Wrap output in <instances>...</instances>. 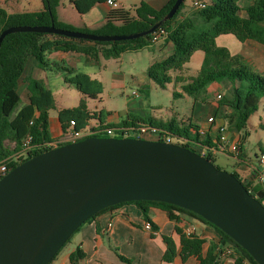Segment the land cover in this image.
Listing matches in <instances>:
<instances>
[{
	"label": "trees",
	"instance_id": "16d2710c",
	"mask_svg": "<svg viewBox=\"0 0 264 264\" xmlns=\"http://www.w3.org/2000/svg\"><path fill=\"white\" fill-rule=\"evenodd\" d=\"M105 1L107 0H72L71 2L80 13H85L96 4ZM175 1L169 0L162 8H155L143 1L133 8L134 13L124 7L112 8L106 17L104 26L94 31L86 28L77 29L60 22L57 17V7L60 0H42L43 8L36 11H9L0 6V33L11 26L51 25L52 22L57 27L96 34L136 33L147 30L162 20ZM193 1L184 0L176 14L164 21L155 32L130 40L91 41L34 31L8 34L0 48V163L21 150L22 139L27 134L33 136V144L38 147L30 151L28 156L23 157L20 161H11L9 163L11 169L39 153L66 144L46 145L53 141L49 131V113L51 109L56 107V100L45 79L28 78L30 90L28 102L20 106L22 95L19 92V83L31 58L43 70L63 71L66 74V83L75 85L83 95L77 106L64 107L58 110V117L65 133L72 130H85L93 121H97L96 130L112 128L117 129L114 134L116 137H138L137 135L132 136V133L136 134L134 130L118 129L137 127L142 123H148L189 141L212 145V138H207V135L203 136L199 126L192 122L178 123L176 119H172L169 122L156 124L152 120L146 121L135 118L131 124L128 121H124L120 125L108 123L109 112L107 110L99 107L91 109L87 104V98L95 99L98 102L102 101V82L92 78L87 73L79 72L64 63L51 61L48 58L49 53L60 51L84 54L94 62H100L102 59H117L126 51L139 50L153 44L154 34L161 29L165 30L166 35L173 42L174 51L166 58L149 66L147 71L149 78L160 87L166 88L167 84L173 80L171 73L183 70L195 52L203 51L210 57V60L209 62L206 60L207 63L205 62L197 74L188 80L184 85L185 91L199 98V95L204 93L212 82L228 79L233 83V96L224 98L221 95L220 104L221 106L229 105L233 108V112L226 115L230 123L234 121L236 116H239L242 123L246 125L251 115L258 109L261 98L264 96V75L251 70L241 54H233L228 47L218 45L217 38L221 34H234L241 41L253 39L264 44V0H253L248 5L244 4L245 0H203L206 2V7L196 9V14L190 17L186 15V9L191 6L190 2H192L191 7L195 10ZM137 121L142 122L137 123ZM191 130L195 131V137L191 136ZM95 136L111 135L107 132H101ZM202 139H206V141H202ZM7 142L14 143L15 146L11 147L10 143ZM179 144L193 149L190 142L185 141ZM206 156L217 165V156L211 153L206 154ZM217 167L221 168L218 165ZM232 173L243 181L253 196L264 203V188L261 184L247 182L237 172L233 171ZM126 203H134L141 209L143 218L152 223L154 232L157 231L158 226L150 216L152 206L165 210L173 221H177L183 213L193 215L211 225L221 236L220 242H211L208 254L204 257L203 245L206 239L196 233H187L176 223L177 239L170 235H163L166 243V250L162 257L163 262L171 263L177 256H180L183 261H187L189 257L195 256L200 260V264H227L223 257L230 250L228 256L235 259V264H259L245 248L222 229L191 210L171 203L153 200L122 202L108 208ZM154 232L152 235L155 234ZM118 254L121 259L131 262L127 257ZM85 256L86 253L83 249L78 247L71 253L70 260L72 264H77Z\"/></svg>",
	"mask_w": 264,
	"mask_h": 264
},
{
	"label": "water",
	"instance_id": "95a60500",
	"mask_svg": "<svg viewBox=\"0 0 264 264\" xmlns=\"http://www.w3.org/2000/svg\"><path fill=\"white\" fill-rule=\"evenodd\" d=\"M162 20L130 34H96L51 25H17L91 41L130 40L155 32ZM137 200L171 203L222 229L264 264V203L243 181L206 155L179 143L145 137L89 136L22 162L0 178V264H49L72 235L110 206Z\"/></svg>",
	"mask_w": 264,
	"mask_h": 264
},
{
	"label": "crops",
	"instance_id": "0c3cea01",
	"mask_svg": "<svg viewBox=\"0 0 264 264\" xmlns=\"http://www.w3.org/2000/svg\"><path fill=\"white\" fill-rule=\"evenodd\" d=\"M116 1L118 3V7L130 9L132 13H134L133 8L143 1L148 2L151 6L155 8H162L169 0ZM252 1L253 0H245L244 4L248 5L252 3ZM70 3L75 9L72 2ZM123 3H126V6H124ZM190 3L192 6V2ZM191 6L186 9V15L190 17L194 16L197 12L196 9L194 10ZM42 8L43 2L39 9ZM112 8L115 7L109 5L107 1L96 4L94 7H92L89 11L85 13H80L78 10L76 11V13H73L72 11L60 12L58 8L57 17L60 22L69 24L77 29L86 28L94 31L104 26L106 22V17ZM17 11H26V9ZM217 43L220 46L228 47L233 54H241L244 58L246 65L251 70L260 72L264 75V44L253 39L241 41L234 34H221L217 38ZM173 51L174 44L168 37V35L165 34L160 36L158 41L154 42L153 44H150L139 50L126 51L122 54L120 58L117 59L125 58L126 56H131L128 54L132 53L135 55L132 58H137L139 61L148 63L147 65H144L145 69H147V73L148 68L151 64L166 58L167 56L172 54ZM142 53L144 55H140ZM48 58L51 61L64 63L79 72H81L79 70V62L83 61L87 64H96L97 66H101L103 60H109L102 59L100 62H94L84 54L64 53L60 51L49 53ZM191 60L189 62H191ZM206 60L209 62L210 57L204 52L201 67L205 64ZM186 65L181 71H173L174 82L176 84H180L183 89L184 85L188 82V80L192 76L197 74H184L186 70ZM49 72L56 74L64 73L63 71L58 70H43L36 64L33 58L29 60L24 74L21 78V81L19 83V92L21 93L22 97L23 95L27 96L25 103L28 102V95L30 93V90L28 88V78L33 77L48 79ZM131 75L134 76V74ZM65 76L66 74H63L64 83H59L58 90L68 91V87L66 86H69V84L66 83ZM147 77L150 81L151 79L149 78L148 73ZM221 82H224L226 86L231 88V98L233 96L234 88L233 83L231 81H229L228 79H222L216 82H212L208 85L205 92L199 95L200 98H196L194 95L191 94V96H194L195 98L193 114L191 117L181 119L182 123L192 122L199 126V130H206V137H211L212 141H214L216 137L214 124L226 123V115L233 112V108L231 106H221L220 104V99L218 96L222 95L225 98L221 91H219V87L222 86ZM144 83H140L139 89L143 88L141 85H144ZM62 84H64V86ZM210 86H212V97L207 95L208 90H210ZM50 88L52 89L55 96V90L52 87ZM82 98V94L80 96L78 95L77 102H73L72 104L63 103L59 107L56 106L55 108L50 110L49 131L53 139L52 143H54V146L71 142H63V139L64 137H66L65 135L67 133L64 132L61 126V122L58 117V110L64 107H75L80 103ZM95 103H97V100L87 98V104L91 109H97L94 106ZM198 103H201L200 110L196 111V107L198 108L199 106ZM52 111L55 112L52 113ZM124 114H127L129 118L128 120L124 119L122 123L121 121H116V119H118L117 117L112 119L108 117L107 122L112 125H120L123 124L124 121H128L131 124L135 118L145 119L146 121H155V119L152 117L147 118L144 116H132L133 114H131L130 111L123 112V115ZM210 117H215V123L209 121ZM236 118L237 116L235 117V119ZM172 119H164L162 120V122H169ZM235 119L234 124L236 123ZM138 122L140 123L142 121H137V123ZM97 125V121H93L90 126ZM260 125L264 126V122L262 120L260 122ZM190 132L191 136L195 137V131L191 130ZM228 134L231 139H240L243 143V150L239 157H234L225 154V156H227L229 159H232V172H237L240 177L247 182H253V184H257V180L255 177V168L258 166V162L255 163L252 160L247 159L245 156V143L249 134V130H247V124L244 125L242 123V126H240L238 129H234V127H229ZM178 139L181 140V138L179 137ZM203 140L206 141V139H202V141ZM7 143L9 144L10 142ZM198 143L199 142H197V145L203 148V143ZM10 145L11 147L15 146L14 143H10ZM261 151L264 152V148L261 147ZM256 159L258 161V156H256ZM150 216L154 223H156V225L158 226V229L154 232V235H152V232L145 229L144 224L146 221L143 218L141 209L136 204L126 203L105 209L100 213L96 214L93 218H91V220L84 223L82 227L72 235L69 240L71 245L63 252L62 250L67 245L66 244L51 264H72L70 260V255L78 247H81L83 249V251L86 253V256L84 259L77 262V264H200V260L195 256L189 257L187 261H183L180 256H177L175 260L171 263L163 262L162 257L166 250V243L163 239V235H170L177 239L178 236L175 233L176 223L181 226L187 233H196L200 237L206 239V242L203 245L204 257L208 254L209 247L212 241L217 243L220 242L221 236L217 232V230L211 225L203 222L201 219L193 215L183 213L180 215L177 221H173L170 219L169 214L165 210L156 206H152L150 209ZM118 253L130 259L131 262H127L121 259ZM229 253L230 250H228L224 254L223 259L227 264H235V259L231 256H228Z\"/></svg>",
	"mask_w": 264,
	"mask_h": 264
},
{
	"label": "rangeland",
	"instance_id": "374dc122",
	"mask_svg": "<svg viewBox=\"0 0 264 264\" xmlns=\"http://www.w3.org/2000/svg\"><path fill=\"white\" fill-rule=\"evenodd\" d=\"M72 0H60L59 11H72L76 13L77 9L71 5ZM42 5V0H0V6L7 8L9 11L27 10L36 11ZM126 6V3H123ZM57 8V9H58ZM145 53V52H144ZM121 59L103 60L101 66L96 64H87L79 62V70L89 74L92 78L98 79L103 84V93L101 95L102 101L94 104L95 108H103L109 112L108 117L118 118L116 121L123 122L124 119L129 118L123 112L130 111L132 116H144L147 118H154L156 124H160L164 119L175 118L178 123H181L182 118L191 117L194 110L195 98L190 93L186 92L180 84H176L174 80L167 84L166 88L160 87L153 81H149L144 65L148 63L139 61L137 58H132L134 54H128ZM140 55H144L143 53ZM204 52L198 51L193 55L191 62L186 65V75H194L201 68ZM143 68V69H141ZM63 74L65 73H50L49 78L45 79L48 86L55 90L56 106L61 104H72L77 102L78 95L81 92L75 85L69 84L68 91L58 90L59 83H64ZM131 74H134L132 76ZM174 77V72L171 73ZM144 83L140 88V83ZM222 86L219 91L226 97H230L231 88L221 82ZM61 85V84H60ZM64 86V84H62ZM212 86L208 90L207 95L212 97ZM137 92L138 95L134 94ZM177 92V94H174ZM183 95V96H182ZM202 96V95H201ZM25 95L22 97L20 106L26 101ZM200 98V97H199ZM196 111L200 110L201 103H198ZM55 111H52L54 113ZM107 117V118H108ZM261 120L264 122V96L261 98L258 109L251 115L247 122V130L249 134L245 143V156L253 162H258L256 156H259L264 148V126L260 125ZM232 123L229 118L226 120V126L238 129L242 126V120L239 116ZM191 134V132H190ZM137 134L132 133V136ZM150 139H153L151 137ZM175 143H181L180 140L175 139ZM191 148L202 152L203 148L194 142H190ZM216 164L222 169L231 172L232 159L225 155H217ZM72 241V240H71ZM70 242L63 248V252L70 246Z\"/></svg>",
	"mask_w": 264,
	"mask_h": 264
},
{
	"label": "built area",
	"instance_id": "2783aa9c",
	"mask_svg": "<svg viewBox=\"0 0 264 264\" xmlns=\"http://www.w3.org/2000/svg\"><path fill=\"white\" fill-rule=\"evenodd\" d=\"M109 5L112 7H118V3L116 0H107ZM193 6L195 9H201L206 7V2L203 0H194L193 1ZM166 32L165 30L161 29L158 32H156L152 38V42L158 41L159 37L162 35H165ZM134 94L138 95L137 92H134ZM219 98L221 95L218 96ZM209 121L212 123H215V117H210ZM72 124H74V121H72ZM98 126H88L85 130H72L69 131L64 137L63 142H69V141H77L80 139L85 138L86 136L89 135H95L101 132H107L111 136H115V130L117 129H112V128H107L103 130H96ZM215 131H216V137L215 140L212 141V145L208 144H202L203 145V151L201 152L202 154L206 155L211 153L212 155H231L234 157H239L242 153L243 150V143L240 139L238 140H233L229 137L228 134V128L225 123H215L214 124ZM118 130H134L137 134L138 137H145V138H151L153 139H158V140H164V141H169V142H175V139H178L179 136L171 133L168 130L159 128L158 126L151 125V124H140L137 127H129V128H119ZM200 133L203 136H206L207 132L206 130H200ZM181 138V142H191L187 140L186 138L179 137ZM179 140V139H178ZM197 144V142H194ZM199 144V143H198ZM46 145H52L54 146V143L50 142L47 143ZM38 147L37 145L33 144V136L31 134H27L23 139H22V145H21V150L12 154L10 157H8L6 160H4L2 163H0V177H2L5 173L11 170L9 163L11 161H20L23 157L28 156L30 151ZM255 177L257 180L258 184H261L264 188V152H262L258 156V166L255 168ZM144 227L146 230L150 232H154L153 226L151 222L146 221L144 224Z\"/></svg>",
	"mask_w": 264,
	"mask_h": 264
},
{
	"label": "flooded vegetation",
	"instance_id": "af4514ba",
	"mask_svg": "<svg viewBox=\"0 0 264 264\" xmlns=\"http://www.w3.org/2000/svg\"><path fill=\"white\" fill-rule=\"evenodd\" d=\"M232 172V171H231Z\"/></svg>",
	"mask_w": 264,
	"mask_h": 264
}]
</instances>
